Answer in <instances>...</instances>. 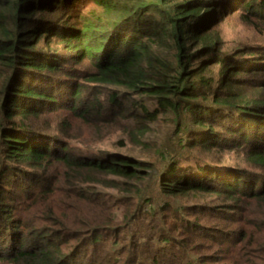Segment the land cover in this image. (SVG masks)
Segmentation results:
<instances>
[{"label": "trees", "instance_id": "16d2710c", "mask_svg": "<svg viewBox=\"0 0 264 264\" xmlns=\"http://www.w3.org/2000/svg\"><path fill=\"white\" fill-rule=\"evenodd\" d=\"M233 21L264 34V0H0V264H264V42Z\"/></svg>", "mask_w": 264, "mask_h": 264}, {"label": "rangeland", "instance_id": "374dc122", "mask_svg": "<svg viewBox=\"0 0 264 264\" xmlns=\"http://www.w3.org/2000/svg\"><path fill=\"white\" fill-rule=\"evenodd\" d=\"M262 28L264 29V27H262ZM222 29H223L224 36L227 39L229 45L232 44L234 46H237V45H239V43H250L251 44V43L264 42V34H262L260 31H258L256 28H253L252 26H243V25L239 24L238 21L224 23L222 25ZM115 139L116 138L114 135L112 136V133L106 134L102 139V141H104V142L100 143L99 146L102 148H106V149L107 148H114L116 146L112 142L115 141ZM225 157L229 161L238 162L233 154L227 153ZM100 190L105 191L103 193H105L104 195H105V197H107L106 199L108 201H114L113 195H115L114 193H116L115 190H112V189L104 190L102 187L100 188ZM74 205H75V203L73 201L69 203V207H73ZM67 212L70 214V218H71V222L68 220L67 223L71 224L72 227H78L79 224H77V225L73 224V218L71 217L73 212H74V208L69 209ZM119 212L120 211L116 212L113 205H111L110 207H107V210H105V214H107V215H112L113 213H116L119 216ZM75 216L78 220L82 219L81 221H85L86 218H89L92 215H86L83 217H79L78 212H76ZM162 217L157 218V219H162ZM146 219L147 220L145 222L148 223L149 217L146 216ZM144 233H146V232H144ZM206 249L209 250L210 245H207Z\"/></svg>", "mask_w": 264, "mask_h": 264}]
</instances>
